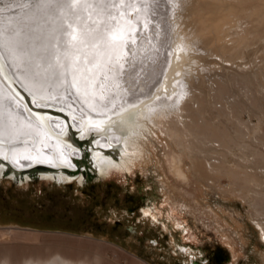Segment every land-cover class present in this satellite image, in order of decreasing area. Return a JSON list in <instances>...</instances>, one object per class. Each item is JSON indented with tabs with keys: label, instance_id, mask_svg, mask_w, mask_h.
Returning a JSON list of instances; mask_svg holds the SVG:
<instances>
[{
	"label": "rangeland",
	"instance_id": "374dc122",
	"mask_svg": "<svg viewBox=\"0 0 264 264\" xmlns=\"http://www.w3.org/2000/svg\"><path fill=\"white\" fill-rule=\"evenodd\" d=\"M119 1L51 0L39 5L30 20H45L42 28L52 36L47 47L45 32L35 28V23L28 32L26 28L20 31L12 53L19 77L29 88L43 92H63L66 78L71 90L83 94V88L75 84L77 73L86 69L95 77L93 73L103 64L97 48L116 39L113 30L118 28L102 23L125 20V6L134 4V0ZM178 8L181 31L198 35V45H202L188 90L178 103L177 112L184 116L171 113L160 127L147 133L143 157L129 173L100 177L91 161L94 153L79 133L84 144L78 147L85 152L67 168L77 175L80 172L74 180L58 183L31 177L20 183L0 176V254L20 255L33 247L67 243L85 248L90 256L99 255L101 264H193L204 249L212 247L226 249L232 264H264V0H179ZM87 14L89 20H101L99 30L83 35L81 46H67L66 32L75 31L77 20ZM214 36L224 44L215 43ZM65 47L61 54L58 49ZM49 49L53 55L47 64ZM42 65L48 67L47 73ZM51 68L57 75H49ZM183 104L192 107L191 114L179 109ZM9 114L0 110V122L10 127L7 136L12 138L19 119ZM23 133L15 136L22 138ZM46 138L44 134L38 137L35 149L43 147L40 142ZM21 146L23 152H33V145L31 150ZM196 163L202 164L204 175ZM136 186L149 206L139 216L140 227L152 228L151 236L167 234L165 243H144L145 257L132 255L126 248L128 217L123 201L126 190ZM116 220L121 222L118 227Z\"/></svg>",
	"mask_w": 264,
	"mask_h": 264
},
{
	"label": "bare ground",
	"instance_id": "6f19581e",
	"mask_svg": "<svg viewBox=\"0 0 264 264\" xmlns=\"http://www.w3.org/2000/svg\"><path fill=\"white\" fill-rule=\"evenodd\" d=\"M50 1L0 0V110L5 111L6 114L16 115L19 119V124H15L17 129L14 135L12 134V138L7 136L10 127L0 122L2 126L0 127V176L4 175L7 168H11L12 171L6 173V178L20 183L27 182L31 180V176L24 168L40 165L46 166L35 172V177L40 180L58 183H66L68 178L74 180L81 175L80 172L77 175L78 172H68L67 168H72L77 161L75 157L82 156L85 152L84 148L77 146L84 144L80 142L82 140L87 141V145L94 153L91 161L98 168L100 177L128 172L133 168V164L141 161L143 157L145 149L143 143L147 133L154 126L160 127L163 118H168L166 116L171 113L177 118L184 116L182 111L177 112L178 103L188 90V80L196 62L194 59L200 55L198 52L202 49L200 47L202 45H198L200 42L198 35L181 31L183 18L178 8L179 0H134L133 6L128 7L129 4L125 6L127 8L123 14L125 20H119L117 23H102L103 26L111 29L118 28L113 30L117 31L116 39L105 44L100 41L101 45L97 51H100L99 57L103 64L93 73L95 77L89 75L85 68L81 73L83 76L77 73L79 75L75 78V84L78 88H83V94L85 93L86 96L80 94V90L74 91L73 88L71 90L68 85L71 81L66 78L62 85L65 86L63 92L37 91L36 83L35 90L31 89L23 77H19L15 66L13 67L15 63L12 53L19 41L20 31L26 28L28 32L31 23H35V28L40 29L39 31L45 32V44L49 46L52 33L42 28L45 20H30V18L36 9ZM114 1L117 4L120 2ZM52 9L54 10L55 6ZM90 17L87 14L84 20H77L75 31L67 29L64 39L65 42L69 41L67 46L70 45L71 48L81 46L83 35L95 34L94 30H99L97 25H101V20H89ZM73 39L80 41L73 42ZM214 42L224 44L221 43L219 36H214ZM58 51H62L63 54L66 47L64 50L59 48ZM51 54L52 51L49 49V53L45 56L46 62ZM65 58L64 54L63 58L60 57V61L64 62ZM28 60L30 61V58ZM45 60L41 59L42 62ZM57 62L56 58L55 63ZM40 68L47 73L48 67L42 65ZM30 69H27L28 72ZM119 69L121 73L118 72ZM51 70L49 75H57L54 68ZM25 72L27 74V71ZM23 108L25 110L22 112ZM179 109H185L188 113L193 110L192 107L184 104ZM194 130L191 132L193 133ZM20 131L24 132L22 134L24 137L17 138L15 134ZM79 133L82 140L77 137ZM43 134L48 141L47 138L43 139L40 142L43 147L35 149L36 144L39 143L38 137ZM89 138H92V142ZM21 145L23 148L30 146L29 150L33 145V152H23ZM195 165L200 174H203L202 164ZM81 179L82 177L78 180L81 182ZM148 211L146 210L145 213ZM74 245L53 243L33 247L20 255L19 253L0 254V264H101L99 255L92 256V254L91 257L85 248Z\"/></svg>",
	"mask_w": 264,
	"mask_h": 264
},
{
	"label": "flooded vegetation",
	"instance_id": "af4514ba",
	"mask_svg": "<svg viewBox=\"0 0 264 264\" xmlns=\"http://www.w3.org/2000/svg\"><path fill=\"white\" fill-rule=\"evenodd\" d=\"M82 143V141H80ZM145 199L141 190L136 186L135 188H128L125 193L122 210L128 217L127 224L125 226V238L127 240L126 248L132 255H139L145 257L143 253V246L145 242L151 245H157L158 243H165L167 240L166 233H160L155 236H151L152 228H141V214L145 215L144 210L148 209ZM120 221L116 220L114 226H120ZM258 225V224H257ZM134 247L140 248L138 251L134 250ZM142 249V250H141ZM158 264H168L165 261H161ZM193 264H232L229 259L226 249H216L208 247L204 249L203 255L198 259H193Z\"/></svg>",
	"mask_w": 264,
	"mask_h": 264
},
{
	"label": "water",
	"instance_id": "95a60500",
	"mask_svg": "<svg viewBox=\"0 0 264 264\" xmlns=\"http://www.w3.org/2000/svg\"><path fill=\"white\" fill-rule=\"evenodd\" d=\"M77 146H79V144L77 145ZM77 162V161H76ZM44 169V168H46V166H40L39 165V167L38 166H36V165H32V166H30V167H28V168H24V170L25 171H27V172H29V174H30V176L31 177H35V172L38 170V169ZM48 168V167H47ZM11 168H7L5 171H4V175H6V173L7 172H9V171H12V170H10ZM67 171L68 172H75V170H69V169H67ZM147 263V262H146ZM147 264H149V263H147Z\"/></svg>",
	"mask_w": 264,
	"mask_h": 264
}]
</instances>
